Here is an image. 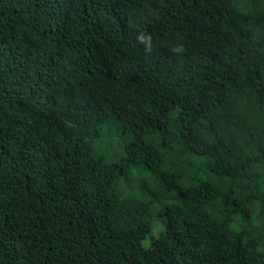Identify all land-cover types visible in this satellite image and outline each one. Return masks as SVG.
Returning a JSON list of instances; mask_svg holds the SVG:
<instances>
[{
  "label": "trees",
  "instance_id": "1",
  "mask_svg": "<svg viewBox=\"0 0 264 264\" xmlns=\"http://www.w3.org/2000/svg\"><path fill=\"white\" fill-rule=\"evenodd\" d=\"M0 264H264V0H0Z\"/></svg>",
  "mask_w": 264,
  "mask_h": 264
},
{
  "label": "clouds",
  "instance_id": "2",
  "mask_svg": "<svg viewBox=\"0 0 264 264\" xmlns=\"http://www.w3.org/2000/svg\"><path fill=\"white\" fill-rule=\"evenodd\" d=\"M137 39L141 43H145L147 51H151V36H146L145 33L141 32L137 36ZM173 51L176 53H181L182 51H184L183 45L177 46L176 48L173 49Z\"/></svg>",
  "mask_w": 264,
  "mask_h": 264
},
{
  "label": "rangeland",
  "instance_id": "3",
  "mask_svg": "<svg viewBox=\"0 0 264 264\" xmlns=\"http://www.w3.org/2000/svg\"><path fill=\"white\" fill-rule=\"evenodd\" d=\"M154 222H155V224L157 223L156 220H155ZM152 231H153V233H155V231H156V227H154ZM157 234H158V231H157ZM149 243H150V238H149V236H147V237L143 240V244H144V245H148Z\"/></svg>",
  "mask_w": 264,
  "mask_h": 264
}]
</instances>
